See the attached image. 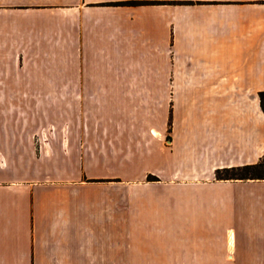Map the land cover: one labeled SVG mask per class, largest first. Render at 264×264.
<instances>
[{"label":"crops","instance_id":"crops-1","mask_svg":"<svg viewBox=\"0 0 264 264\" xmlns=\"http://www.w3.org/2000/svg\"><path fill=\"white\" fill-rule=\"evenodd\" d=\"M9 66L97 115L0 153V264H264V0H0Z\"/></svg>","mask_w":264,"mask_h":264},{"label":"rangeland","instance_id":"rangeland-1","mask_svg":"<svg viewBox=\"0 0 264 264\" xmlns=\"http://www.w3.org/2000/svg\"><path fill=\"white\" fill-rule=\"evenodd\" d=\"M141 3L142 4H138V5L154 4V3H145V2H141ZM204 4H210V3H201V2L171 3V5L173 6L174 5L201 6ZM22 68L23 67L9 66L7 67L5 74H0V78L5 79L7 81L6 89L8 90L9 93L13 94L12 96L9 97H4V96L0 97V153H2L3 151H7L11 154L15 153V151L20 148L19 142L23 141L24 143H26L29 134L36 131L32 129H22L23 126H20L19 124L32 123L35 125V123L52 122V123H59V128H60L63 126V124H67L69 122L94 120V117L97 115V113L91 114L90 109H88L89 105L87 106L88 108L84 106V102H88L91 99L68 97L66 92L68 91L69 88L67 82H60L61 85L60 97L23 96L22 94L24 93L25 90H27V88H25V84L27 83H24L22 81V77L30 75V73L28 74L23 73ZM59 73L61 74V76L67 74L68 73L67 65H61L59 67ZM2 86L3 85H1V87ZM91 115L93 117L92 119L90 118ZM56 131H57L56 133H59V135L66 132L61 129H58ZM171 131H172V121L170 118L167 126L168 135ZM168 135L166 137L167 140L169 138ZM6 138L8 140H5ZM13 141H17L16 146L12 144ZM253 185H263V182L255 183ZM252 197H253L252 201L254 205H256V203L258 202L259 203L263 202L262 200L263 194L256 193L253 194ZM258 207H259V212L262 213L263 204H261ZM225 224H226L225 226L227 225L235 226V222L232 219L228 220V222L226 220Z\"/></svg>","mask_w":264,"mask_h":264},{"label":"trees","instance_id":"trees-1","mask_svg":"<svg viewBox=\"0 0 264 264\" xmlns=\"http://www.w3.org/2000/svg\"><path fill=\"white\" fill-rule=\"evenodd\" d=\"M129 4L138 5L142 3L131 2ZM259 100L261 110L264 113V91L259 93ZM148 179L149 181H157L155 177H149ZM215 179L218 181H264V156L255 164L219 169L215 172Z\"/></svg>","mask_w":264,"mask_h":264}]
</instances>
